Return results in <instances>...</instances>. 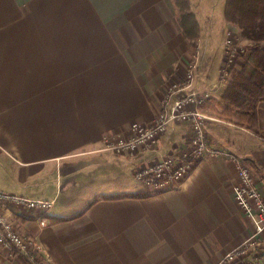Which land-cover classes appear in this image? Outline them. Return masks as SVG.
<instances>
[{"label": "crops", "instance_id": "obj_1", "mask_svg": "<svg viewBox=\"0 0 264 264\" xmlns=\"http://www.w3.org/2000/svg\"><path fill=\"white\" fill-rule=\"evenodd\" d=\"M189 1L197 49L182 34L173 0H0V192L49 202L45 213L4 203L49 264H217L253 232L234 193L240 178L232 156L255 165L264 197V100L259 134L225 120L228 84L215 86L226 49L214 52L218 31L225 45L230 32L240 44L251 41L226 20V0L217 19L202 0ZM195 53L197 87L214 90L203 110L217 153L175 189L102 198L154 192L136 182L135 168L187 152L186 123L168 130L158 154H117L105 144L129 137L134 122L154 121ZM255 255L242 264H264V250ZM0 264L30 263L0 245Z\"/></svg>", "mask_w": 264, "mask_h": 264}, {"label": "built area", "instance_id": "obj_2", "mask_svg": "<svg viewBox=\"0 0 264 264\" xmlns=\"http://www.w3.org/2000/svg\"><path fill=\"white\" fill-rule=\"evenodd\" d=\"M230 38L226 41V63L234 60L235 54L227 55L231 48ZM226 65V64H225ZM227 65L221 71L219 83L215 87L226 86L231 79ZM197 59L191 60L183 80L168 85L162 99L160 111L151 124L134 122L131 125V135L116 140H107L105 148L118 153L147 151L160 153L161 138L174 125L188 124L193 130V137L187 152L160 154L154 164L135 168L133 176L136 181L155 191H168L177 188L190 175L196 164L216 150L207 143L205 131L206 122L210 119L203 106L214 96V90L197 87ZM227 82V83H226ZM236 163L240 181L234 186V193L239 205L252 220L254 229L244 244L228 252L217 264H239L236 255L264 250V197L257 188V169L245 159L232 156ZM14 200L28 205L32 209L47 212L49 202L32 200L0 192V245L25 255L30 264H49L38 247L16 225V216L9 212L4 203ZM42 224L44 222L42 221Z\"/></svg>", "mask_w": 264, "mask_h": 264}, {"label": "trees", "instance_id": "obj_3", "mask_svg": "<svg viewBox=\"0 0 264 264\" xmlns=\"http://www.w3.org/2000/svg\"><path fill=\"white\" fill-rule=\"evenodd\" d=\"M173 3L183 36L190 41L192 47L197 48L199 22L190 1L173 0ZM225 17L240 29L243 38L250 40L255 46L250 49L241 70L235 71L231 76L224 92L227 105L222 115L225 120L259 134L258 104L264 100V0H227ZM155 193L161 191H139L133 194L106 195L102 198H147ZM100 199L101 197H96L91 204ZM84 211L85 209L78 215L64 219L76 218Z\"/></svg>", "mask_w": 264, "mask_h": 264}, {"label": "rangeland", "instance_id": "obj_4", "mask_svg": "<svg viewBox=\"0 0 264 264\" xmlns=\"http://www.w3.org/2000/svg\"><path fill=\"white\" fill-rule=\"evenodd\" d=\"M227 1V0H226ZM202 4L204 5L205 7V13H209V12H213V15L212 18L214 19H217L218 16L221 15V13L224 11V4H222V1L220 2V0H202ZM209 16V17H211ZM218 22V20H215ZM224 33V35H223ZM225 32H222V31H218L215 33V39L217 40V43H216V46H214V52H216V55L217 54H220L219 50L220 51H223L224 49H226V45L223 43V41L225 40ZM228 38H230L231 40V45H233L231 48L234 49V51H229L227 53V55L229 56L230 54H235L232 61L229 62V60L227 61V63H223V66H222V69L224 68V66L227 65V68L229 67V75L230 77L232 76V74L237 71V70H241V68L243 67L244 63H245V58L246 56L249 54L250 52V49H252L255 45L251 42V45H243V44H240L236 41V36L234 37L233 36V33L230 32L228 34ZM236 38V39H235ZM197 49V48H196ZM196 53L191 57V60H194L196 57ZM230 58V56H229ZM226 64V65H225ZM223 72V71H222ZM224 73V72H223ZM231 79L229 80V83H230ZM227 83V82H226ZM228 83V84H229ZM113 151V150H111ZM115 152V151H113ZM140 152V151H139ZM137 152V153H139ZM117 154H120L118 152H115ZM155 158H153V161H152V164L155 163ZM152 164H149L147 166H150ZM143 166V165H142ZM145 166V165H144ZM141 167V166H140ZM138 182L139 184H141L139 181H136ZM142 185V184H141ZM143 188H147L145 185H142ZM6 207V206H5ZM14 215L16 216V214L14 213L13 215H11V218L14 217ZM18 227V226H17ZM9 251L11 252H18L17 249L15 248H12V249H8ZM260 250H258L259 252ZM255 252H252L251 254L249 253H241V254H238L236 255L238 257V262H240L239 264H242V263H245L247 261H252L254 260L255 258Z\"/></svg>", "mask_w": 264, "mask_h": 264}]
</instances>
